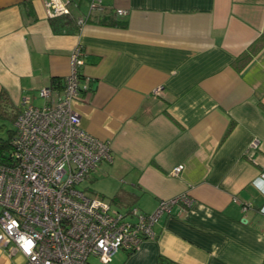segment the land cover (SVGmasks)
<instances>
[{"label":"crops","instance_id":"crops-1","mask_svg":"<svg viewBox=\"0 0 264 264\" xmlns=\"http://www.w3.org/2000/svg\"><path fill=\"white\" fill-rule=\"evenodd\" d=\"M65 1L73 21L88 19L55 31L46 0H0V93L16 114L24 101L41 106L39 89L67 77L80 46L89 88L72 106L112 154L90 180L105 176L114 204L127 193L124 210L192 200L158 219L154 239L108 263L261 264L264 0H103L92 13L90 0ZM255 42L261 48L238 69ZM0 264L25 257L0 245Z\"/></svg>","mask_w":264,"mask_h":264},{"label":"built area","instance_id":"built-area-1","mask_svg":"<svg viewBox=\"0 0 264 264\" xmlns=\"http://www.w3.org/2000/svg\"><path fill=\"white\" fill-rule=\"evenodd\" d=\"M46 7L49 18L70 14L65 0H46ZM102 10L103 0H90L91 13ZM70 58L71 71L61 89H39L41 106L24 101L14 118L12 157L0 162V245L20 252L25 264L108 263L119 250L134 252L154 239V225L177 203L192 202L181 194L162 199L151 213L134 206L120 212L102 196L76 188L103 161L111 162L112 154L107 141L80 126L72 103L89 88L88 80L79 76L80 46ZM257 146L255 139L249 148ZM183 167L176 165L171 175L177 176Z\"/></svg>","mask_w":264,"mask_h":264},{"label":"trees","instance_id":"trees-1","mask_svg":"<svg viewBox=\"0 0 264 264\" xmlns=\"http://www.w3.org/2000/svg\"><path fill=\"white\" fill-rule=\"evenodd\" d=\"M51 24L55 31H61L65 27L77 25L76 20L73 21V19L70 17V14L51 18ZM124 24L125 23H121L120 25H124ZM260 43L261 42H255L253 45H251L247 51H245L235 59L233 64L238 69L245 67L253 59L257 51L261 48ZM79 76L82 78L80 73ZM51 81L52 84L49 87L53 89H61L63 87L64 80L58 78H52ZM0 98H1V103H0V121H1L8 117L7 111L9 110V108L12 107L8 104L9 98L4 91L0 93ZM14 118H15L14 116L11 118L13 123H14ZM4 130L7 131L6 133L7 137L6 138L0 137V162L1 161L5 162L7 159H10L12 157L13 139L15 137L14 127L13 129L7 130L6 125L0 123V133L3 132ZM6 152H8V154H6ZM117 198L118 197H112L111 200L114 201ZM160 260L162 263L163 258L161 257ZM261 264H264V260H262Z\"/></svg>","mask_w":264,"mask_h":264},{"label":"rangeland","instance_id":"rangeland-1","mask_svg":"<svg viewBox=\"0 0 264 264\" xmlns=\"http://www.w3.org/2000/svg\"><path fill=\"white\" fill-rule=\"evenodd\" d=\"M8 113V117L6 119H3L0 121V123L5 124L6 125V129H13L14 124L11 120V118L14 116L16 117V109L15 108H9V110L7 111ZM7 131L4 130L3 132L0 133V137H7ZM6 154H8V152H6ZM115 184V183H114ZM77 189L84 191L86 194L90 195V194H103V198H105L106 200L111 201V194H109V190L111 188H113V185L107 181L105 179V176H100L98 177V179L96 180H90V178H86L82 183L78 184L76 186ZM127 193H124L122 195L119 196V202L114 204L112 202V206L115 207L118 211H124V204H129V203H125L127 202V200H129L131 197H127ZM126 200V201H125ZM120 252H122L121 250H119ZM120 252H118L115 257L117 255L120 254ZM93 261V259H91ZM94 264H110V263H102L99 262L98 260H94Z\"/></svg>","mask_w":264,"mask_h":264},{"label":"clouds","instance_id":"clouds-1","mask_svg":"<svg viewBox=\"0 0 264 264\" xmlns=\"http://www.w3.org/2000/svg\"><path fill=\"white\" fill-rule=\"evenodd\" d=\"M262 177H264V176H262ZM262 209H264V208H262ZM262 209H261V211L264 212V210H262Z\"/></svg>","mask_w":264,"mask_h":264}]
</instances>
